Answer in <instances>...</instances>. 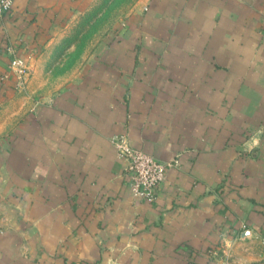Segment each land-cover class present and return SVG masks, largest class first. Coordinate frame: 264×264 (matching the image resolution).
Instances as JSON below:
<instances>
[{"label":"crops","instance_id":"0c3cea01","mask_svg":"<svg viewBox=\"0 0 264 264\" xmlns=\"http://www.w3.org/2000/svg\"><path fill=\"white\" fill-rule=\"evenodd\" d=\"M93 1L0 16V264L264 259V0H136L28 107L3 78L12 52L35 75ZM115 135L174 161L154 203L132 195Z\"/></svg>","mask_w":264,"mask_h":264},{"label":"rangeland","instance_id":"374dc122","mask_svg":"<svg viewBox=\"0 0 264 264\" xmlns=\"http://www.w3.org/2000/svg\"><path fill=\"white\" fill-rule=\"evenodd\" d=\"M136 0H94L91 7L76 18L50 47L36 74L30 68L26 87L19 92L27 106L49 98L64 87L88 62L99 42L112 33L129 13Z\"/></svg>","mask_w":264,"mask_h":264},{"label":"built area","instance_id":"2783aa9c","mask_svg":"<svg viewBox=\"0 0 264 264\" xmlns=\"http://www.w3.org/2000/svg\"><path fill=\"white\" fill-rule=\"evenodd\" d=\"M13 0H0V16L10 13ZM13 78V88L16 92L25 89L30 76V68L22 58L12 52L9 62V73L3 76ZM111 142L117 156L126 162L125 175L128 178V188L136 198L154 203L162 184L166 180V169L173 166L174 161L162 162L141 149L132 147L124 135H115ZM245 229V226H242ZM260 245L264 249V237L260 238ZM246 264H264V259Z\"/></svg>","mask_w":264,"mask_h":264}]
</instances>
